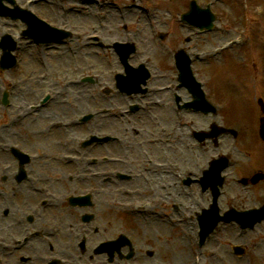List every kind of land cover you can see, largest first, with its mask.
<instances>
[{
    "label": "rangeland",
    "instance_id": "rangeland-1",
    "mask_svg": "<svg viewBox=\"0 0 264 264\" xmlns=\"http://www.w3.org/2000/svg\"><path fill=\"white\" fill-rule=\"evenodd\" d=\"M71 1L74 2L70 3L72 10L70 16L68 17V23L70 24V27L72 29H75L72 31H76L78 33V39H73V41L68 42V44L72 47L81 46L79 53V61L81 62V68L79 71L74 72V65L72 64V62H70L67 67V74L69 73V76L75 77L76 79L89 75L96 78L97 81L98 79L107 81L106 78H108L109 81V76L106 77L107 74L98 75V66L108 69L109 73H115L116 71H120L121 67L117 61V58L114 55L111 56V54H109L106 50L100 49L98 47V44L89 38L90 36L98 35V31H102L98 29V17L95 11V5L92 4L87 6V4H79L78 2H80V0ZM186 1L187 0H162L161 6L158 10H155V13L162 18L165 16L164 12L169 9L173 11L175 15L179 12L180 9H185ZM197 1L199 4L206 5L212 0ZM251 4L252 7H264V0H251ZM22 6H24V4ZM143 6L148 8L149 4L143 1ZM213 11L217 14V21L212 32L205 35H196V30L191 27H180L179 25L181 23L179 21L177 22L176 20H167V23L165 24H162V22L158 23L155 21L153 22L154 26H152L151 29L148 31H156L158 29V31L160 30L166 32L170 37H181V46L186 47L187 50L192 53L206 52L209 49L218 46L223 42L224 39L230 37L231 34L229 31H251L252 41L248 43V45L246 46L247 48L245 47L242 49H235L231 51V53L222 55L220 58L218 55L216 57H218L221 61H215L214 63L212 62L213 64L200 63L197 65V72L199 73L200 77L206 80L208 90L211 87V84H214V95L217 99L222 100L226 108L236 110L238 109V111L234 112H231L229 109V113L236 114L237 116L235 117H244L247 120L248 127L254 128L253 117H256V114H259V106L257 105V102L259 98L264 101V79H260L259 76L255 74L254 70L251 71L247 67V64L251 62H256L255 55L257 54L258 49L255 44H257L261 39L260 31L263 32L262 37H264V17L262 24L260 25L254 24L253 22H251V24H247L243 23L244 21H239L237 18V16L240 14L239 0H225L224 4L216 3L215 9L213 7ZM42 14L46 16L44 13ZM131 16L132 15H130L129 12H126V18H129ZM49 19L51 20V18ZM55 22L60 24V21ZM106 24V29L103 33H100L101 35H99L102 37L104 41L103 43H112L114 41H127L129 38L133 39L129 34V31H132V29H125L123 26H121V18L106 20ZM241 24L242 26L240 27ZM146 33L148 34V32ZM147 34H142L138 37L139 42L136 41L137 52L131 62L135 64L139 61L146 60L147 64H150L152 67H154L155 71L161 70L166 67L168 60L167 57L170 55L172 56L173 52H175V49L179 47V45L171 41L169 37L164 41H159L156 39L151 40L149 39V35ZM190 36L194 39L186 41L187 37L191 38ZM90 40L91 42L95 43V47L85 46L87 44H93L89 43ZM171 49H173L172 54ZM86 50L91 53L90 57H84V53ZM209 55L210 54H203V56H205L206 58L211 57ZM111 59L114 60V68H112ZM228 59H232L231 61L234 62L231 63L229 61H226ZM208 60L209 62L212 61L209 58ZM26 61H24L22 65L23 74L29 69H34L32 66L27 65ZM99 61L101 62V64H98ZM223 62L231 64L230 67L225 66ZM244 63L246 65H244L243 67L242 65ZM238 66H240V68H238ZM243 69H245L244 74L246 80H244V77L242 78L239 74L242 73L241 70L243 71ZM206 71L209 72L210 75H207ZM35 75H42L40 69L36 71ZM65 98L66 99L64 101V104H53V107L56 110L59 105H65L68 107V114L66 116H57V118H65L63 126H66L65 128L67 130H64V127H60L57 128V130H54L52 136V145H57L58 143H61V141H65L66 139L68 141L69 147L67 146L64 148H59L57 149L58 151H54L55 154L57 152H59V154H65L69 152L73 153L76 150L80 151L79 143L82 140L86 139L92 133L98 134V117H96L95 119H93V121H90L86 125H82V127L78 128L72 127V125H70L68 122L70 119H74L80 114L93 112L95 108L98 109V84L96 86L75 88H71L70 86L68 88V94ZM171 106L172 103H170L169 105H165L163 108L155 109L152 111L151 114L153 115L152 119H143L142 126L136 127L139 129L138 132L140 133V139L150 135L156 136L157 127L151 126L150 121H153V119H156L160 115L165 116L166 113L172 114ZM53 117L56 118V115H51V113H45L44 111L41 114L40 119L48 121L50 118ZM221 117L223 118V120L228 118L227 116L222 115ZM221 117L216 116L215 119L219 120ZM116 123L119 129L116 133L121 136L124 135L128 137L129 140L132 139V136H135L134 132H132L133 128H135L133 120L128 121L127 118H124L122 120L117 121ZM167 124V128H170L171 125H174V118L169 119V122ZM43 125L44 123L42 124V126ZM145 128H147V133L145 132ZM33 129H35V126L29 125L25 133L29 134ZM187 144H190V142H188L184 137L183 143H180L181 155L185 158L183 160V164L194 165L196 161H198L200 165L206 163L207 156L209 154L207 152H204L203 150H197L193 145L192 148L201 157H199V159L187 160L186 158H188L190 154L188 152V149L186 150ZM45 145H47V142H44L43 146L37 147L41 149L45 148ZM246 145L247 150L251 155V160L247 162L249 158L245 159L242 168L235 171L234 176L232 177V179L229 178V182L227 183L228 196H232V199H236V202L241 207L247 206L249 199L246 193L244 192L242 186L238 185L235 182V178L241 175L242 170L244 171L245 175H250L257 165H264V146L258 145V142L256 140H247ZM119 146L122 145L119 144ZM103 152H105V147L103 148ZM61 169L63 170V168H60V170ZM54 182L56 183V185H58L59 190L65 188V183L63 181ZM262 190H264V186ZM192 198L201 203H204L207 200L206 196L197 193ZM73 213L74 211H66L65 207L64 210H57L54 213V217L56 219H59L62 223H74L72 216ZM104 220L106 222V227L103 229V232H99L97 234V239H100L101 236L113 237L118 231H124L126 227L135 226V224L137 223V221L135 223L131 219L122 217L120 213L119 215H117L112 211H107L104 213ZM110 221H112V224H110ZM143 224L139 227L140 231L137 228L135 235L136 241L140 247V251H143V249H150L151 252H154L155 257L158 255H164V257L167 258L164 264H173L175 263V261L177 262V264H192L189 246L191 244V238L193 239L194 236L187 226L181 225V227L176 228L175 231L171 232L172 228L170 227H152V225L150 226L152 228H150ZM35 226L36 225H34V227ZM223 234L220 239H218L219 235L215 239V248L217 249L218 254L220 256H224L225 253H231L230 248L227 245V248H225L223 245L220 244V242H223L224 239ZM223 247L226 249L225 252ZM167 250L170 252L169 256L166 255ZM262 257L264 258V256ZM146 261L148 262L151 260L146 259Z\"/></svg>",
    "mask_w": 264,
    "mask_h": 264
}]
</instances>
